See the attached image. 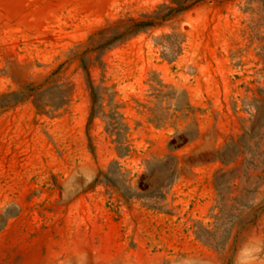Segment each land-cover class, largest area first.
Segmentation results:
<instances>
[{"label": "rangeland", "instance_id": "1", "mask_svg": "<svg viewBox=\"0 0 264 264\" xmlns=\"http://www.w3.org/2000/svg\"><path fill=\"white\" fill-rule=\"evenodd\" d=\"M169 2L0 0V264H264V0Z\"/></svg>", "mask_w": 264, "mask_h": 264}, {"label": "trees", "instance_id": "2", "mask_svg": "<svg viewBox=\"0 0 264 264\" xmlns=\"http://www.w3.org/2000/svg\"><path fill=\"white\" fill-rule=\"evenodd\" d=\"M201 0H170L169 4L162 3L158 6L157 11L153 13V16L151 17V20H149L150 24H155L157 22H161L163 20H166L167 18L175 15L176 13L183 11L187 9L192 3H197ZM165 8L164 11L161 9ZM87 76V85L90 90V96H91V104H90V111L88 116V123L90 124L92 120L98 115L101 114L103 118L108 119L105 122L104 125V131L107 133L110 142L113 144V147L117 153L118 156H125L129 154L131 146L128 142L127 138V132L128 128L126 124L122 121V116L118 114L117 112H110L108 114H105L104 112H101L99 110L98 100L99 96L97 93L96 87L93 85L88 70L85 71ZM25 96L22 92L19 93L18 101L23 99ZM40 110V106H37ZM43 111V108L41 109ZM188 139L184 138L180 143L175 144L176 139L173 138L171 140L172 150L182 146ZM174 145V146H173ZM228 148H224L222 150L216 151L214 153L213 159L218 160L221 162L224 166H227L231 162L237 161L238 154H234V156H229L227 154ZM172 156H169L168 159L162 164L165 172L159 182L160 187H164L172 180L173 177H175L176 172V164H173L172 162ZM256 161V160H254ZM244 162V159L242 160ZM247 162V165L244 169V173H247V171L252 167L258 165V163H254L253 160L245 161ZM114 164H118L117 161H113L107 171H99L93 180L91 181V186H95L100 183H104L105 185L109 186L113 184L112 175L114 173L112 166ZM240 167L237 168V170ZM119 172V171H117ZM259 177V175H257ZM144 177L139 182L142 184V181H144ZM149 185V182L147 183ZM146 184V185H147ZM141 187V186H140ZM147 186L141 187V189H146Z\"/></svg>", "mask_w": 264, "mask_h": 264}]
</instances>
